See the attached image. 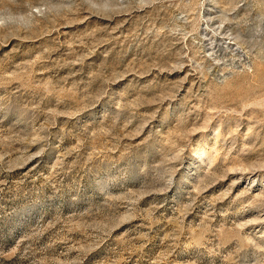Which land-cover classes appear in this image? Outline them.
Wrapping results in <instances>:
<instances>
[{"label": "rangeland", "instance_id": "374dc122", "mask_svg": "<svg viewBox=\"0 0 264 264\" xmlns=\"http://www.w3.org/2000/svg\"><path fill=\"white\" fill-rule=\"evenodd\" d=\"M0 264H264V0H0Z\"/></svg>", "mask_w": 264, "mask_h": 264}]
</instances>
